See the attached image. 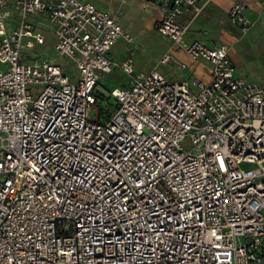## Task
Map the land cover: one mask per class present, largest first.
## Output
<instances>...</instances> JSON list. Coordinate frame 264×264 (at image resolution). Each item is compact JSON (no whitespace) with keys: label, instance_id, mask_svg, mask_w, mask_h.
<instances>
[{"label":"built area","instance_id":"2783aa9c","mask_svg":"<svg viewBox=\"0 0 264 264\" xmlns=\"http://www.w3.org/2000/svg\"><path fill=\"white\" fill-rule=\"evenodd\" d=\"M156 4L158 34L207 62L209 83L113 60L132 40L120 11L0 0V264H264V86L238 73L227 46L186 41L182 18L199 0ZM245 9L230 13L243 34ZM38 16L76 78L30 56L47 43ZM173 62L171 51L160 60ZM117 69L126 85L102 101Z\"/></svg>","mask_w":264,"mask_h":264},{"label":"crops","instance_id":"0c3cea01","mask_svg":"<svg viewBox=\"0 0 264 264\" xmlns=\"http://www.w3.org/2000/svg\"><path fill=\"white\" fill-rule=\"evenodd\" d=\"M44 1H58V0H44ZM93 3L100 10L116 13L120 11V24L130 36H146L148 29L155 30L156 24L162 18V12L156 4V0H85ZM243 2L246 5L245 15L251 21L255 38L264 47V0H199L200 12L195 17L193 15H185L182 19L184 22H190V31L186 36V41L191 43L200 41L209 47H218L225 45L228 47L229 56L240 75L245 76L240 68L235 49L240 38L239 27L234 25L230 20V13L235 4ZM32 21L37 27L43 31L47 38V43L44 48L50 50L54 47L55 37L48 21L44 17H32ZM17 24L16 20L9 21V27L13 28ZM238 27V29L236 28ZM240 30V29H239ZM241 31V30H240ZM242 33V32H240ZM243 34V33H242ZM160 35V34H159ZM161 36V35H160ZM163 37V36H162ZM132 38V37H131ZM165 40V47L161 50L162 55L157 63L154 65L140 67L135 64L138 72H150L157 69L162 75L172 81H184L190 79H200L203 82L209 83L211 81V66L205 62L200 61L201 64L196 66L192 61L186 59V56L173 46L172 42L163 37ZM125 43V46H124ZM120 45L124 47L119 48ZM134 42L120 39L110 52V57L113 60H119L120 53H132ZM264 52V48L262 49ZM169 51H175L178 57L183 59L181 64H186L187 69H181L179 64L177 70L169 65H161L160 60ZM175 61L176 58L173 55ZM125 60V59H123ZM53 62V61H52ZM57 64V63H56ZM59 65V64H58ZM118 71H121L117 69ZM115 70V71H117ZM122 72V71H121ZM125 76V75H124ZM249 81L264 86V82ZM126 85V77L122 86ZM120 88V87H119Z\"/></svg>","mask_w":264,"mask_h":264},{"label":"rangeland","instance_id":"374dc122","mask_svg":"<svg viewBox=\"0 0 264 264\" xmlns=\"http://www.w3.org/2000/svg\"><path fill=\"white\" fill-rule=\"evenodd\" d=\"M238 29V27H236ZM239 35L236 47H231V49H235L237 54L238 62L240 64V68L242 73L245 76H248L250 80H254L256 82L263 83L264 82V52L261 44L255 38L253 30H249L248 33L242 34L238 29ZM131 35V34H130ZM134 42L133 52L126 54L120 53L118 57L119 60L132 58L134 63L140 67L154 65L160 59L162 55L161 50L165 47V40L162 36L158 34V32L153 29H148L146 36H131ZM125 46V43H124ZM120 45L119 48L122 49L124 47ZM228 46V45H227ZM230 51V50H229ZM180 52L186 56V59L192 61V59L180 49ZM30 56L39 59V60H47L53 61L61 65L64 68L66 74L71 78L77 77V71L74 65L66 60L52 48L50 50H46L44 48H35L34 50L29 52ZM172 54L175 56L176 61L169 64V67L177 68L178 64L183 62L181 57L176 55L175 51H172ZM196 66L201 64L200 61H192ZM177 70V69H176ZM125 81V76L121 71H114L112 74L105 77L99 86V91L102 94H106L109 96L110 92L115 88H119L122 86ZM111 104L116 105V100L111 98ZM105 102L102 103V108H105L108 112H112V106L108 107ZM98 109H93L91 113L92 120H96L98 117Z\"/></svg>","mask_w":264,"mask_h":264},{"label":"trees","instance_id":"16d2710c","mask_svg":"<svg viewBox=\"0 0 264 264\" xmlns=\"http://www.w3.org/2000/svg\"><path fill=\"white\" fill-rule=\"evenodd\" d=\"M104 97H105L104 94L101 93V97H100V99H101L102 101H104V99H105ZM106 106H108V107H111V106H112L113 111H112V112H108L105 108H102V110H101V114H102V115H105V116H104L105 119H107L109 116H111V115L114 113V111H115V106H114L113 104L108 103Z\"/></svg>","mask_w":264,"mask_h":264}]
</instances>
